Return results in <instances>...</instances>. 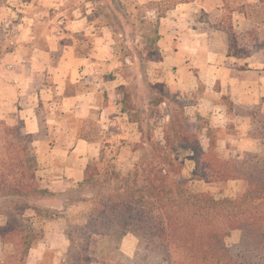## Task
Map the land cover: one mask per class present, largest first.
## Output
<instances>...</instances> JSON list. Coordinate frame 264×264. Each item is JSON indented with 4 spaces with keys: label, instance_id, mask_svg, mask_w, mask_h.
Segmentation results:
<instances>
[{
    "label": "rangeland",
    "instance_id": "obj_1",
    "mask_svg": "<svg viewBox=\"0 0 264 264\" xmlns=\"http://www.w3.org/2000/svg\"><path fill=\"white\" fill-rule=\"evenodd\" d=\"M45 1L46 6L39 5L45 17L35 20L32 27L35 38L25 43L44 48L51 43L68 44L75 56L97 59L100 79L106 84L104 89L109 90L111 102L117 107L115 124L106 137L107 142L102 143L100 158L90 161V180L62 183L63 191L58 192L50 191L47 187L49 179L40 175V163L32 145L33 137L25 133L16 115L5 114L4 119H0V227L8 220L12 224L16 219L21 226H15V229L20 233L26 234L29 228H35L38 234L32 242L35 245L42 239L45 222L58 214L47 202L76 206L67 216L70 221L66 225L53 227L66 233L69 229L74 230L73 226L83 225L94 207L109 197L135 201L154 213L174 211L189 215L195 213L207 218L208 211L192 206L183 196L154 192L149 187L144 169L152 158L156 142L166 144L167 152L172 153L173 159L183 162L182 174L189 180L193 192L210 191L217 198L234 197L242 186L240 181L231 180L221 187L199 179L197 159L190 145L185 143L187 136L192 131L196 132L200 146L206 150L209 142L206 131L204 128L196 129V124L203 127L208 123L220 128L214 135L217 147L224 156H235L247 149L256 151L260 145L256 139L248 136V117L244 119L231 109L226 121L220 123L222 126L212 119L210 112L204 115L203 120L197 121L194 105L197 96L203 94V89L182 93L166 85L165 80L170 81L169 71L173 65L166 58L163 44L158 43L161 35L155 9L162 10L180 0ZM19 4L20 0H0V44H3V51L16 44V22L10 23L6 14ZM241 6L248 16L245 19L236 17V21L241 22L235 32L239 45L264 40V2L259 0H228L219 21L197 7L198 11L190 18V26L198 29L219 24L229 28L232 20L228 9ZM57 27L63 32L53 36ZM67 32L70 34L68 37ZM55 39L57 42H53ZM259 59L264 60V53H260ZM261 85L264 86V81H261ZM226 100L229 98L217 99L225 110ZM259 104L264 111V96ZM71 117L69 123L78 128L76 132L85 133L90 140L101 139L96 111L84 121ZM85 199L89 202L77 207ZM125 236L124 246L123 237L117 248L107 238L98 237L90 241L87 253L91 257L103 258L107 264L117 260L126 262L127 258L134 256L138 238L133 231ZM239 236V232L234 231L227 238L228 244L235 245ZM69 248L68 240L67 251L59 257V264H69L65 261ZM22 250L23 247L17 243L5 242L0 230V264H29L28 256H20ZM54 256L53 250H47L36 264H52ZM89 262L98 264L96 261Z\"/></svg>",
    "mask_w": 264,
    "mask_h": 264
},
{
    "label": "crops",
    "instance_id": "obj_2",
    "mask_svg": "<svg viewBox=\"0 0 264 264\" xmlns=\"http://www.w3.org/2000/svg\"><path fill=\"white\" fill-rule=\"evenodd\" d=\"M227 1L180 0L162 10L155 9L156 15V10L163 13L157 20L161 35L158 43L163 44L166 58L173 65L169 71L170 81L165 80L166 85L182 93L203 89L194 105L196 119L206 117L204 115L210 112L220 126L229 111L217 101L219 97L227 96L235 105H252L259 104L264 96V86L261 85L264 60L259 59L264 51L240 57L228 55V27L212 24L210 28L196 29L190 26V18L198 8L219 21ZM45 3V0H20L19 6L6 14L10 23L16 22V44L4 51L3 44H0V119H4L5 114H12L22 122L25 133L33 137L40 175L49 179L47 187L50 191L59 192L63 191L62 183L83 182L88 162L100 158L102 143L107 142L106 137L115 124L117 107L111 102L109 90L104 89L106 84L100 79L97 59L75 56L68 44L51 43L44 48L25 43L35 38L32 27L37 18L45 17L39 6ZM228 11L238 46L250 47L257 42L239 45L235 32L241 22H237L236 17L245 19L248 15L242 6L231 7ZM54 30L53 36L63 32L59 27ZM66 35L70 36L69 32ZM93 111H96L100 126L99 140L88 139L85 133L76 132L78 128L69 123L70 114L76 121H84ZM88 202L82 200L77 207ZM47 205L56 209L58 214L43 225L42 239L35 245L31 243L26 254L29 264H36L47 250L54 251L52 264H59V257L67 251L65 230L53 227L66 225L70 221L67 216L76 206L67 207L54 201L47 202ZM125 239L126 236L123 246Z\"/></svg>",
    "mask_w": 264,
    "mask_h": 264
},
{
    "label": "trees",
    "instance_id": "obj_3",
    "mask_svg": "<svg viewBox=\"0 0 264 264\" xmlns=\"http://www.w3.org/2000/svg\"><path fill=\"white\" fill-rule=\"evenodd\" d=\"M156 11L157 21L163 13ZM227 29L228 55L240 57L264 51V40L250 47H239L231 26ZM222 97L226 99L227 96ZM224 104L228 111L234 109L238 115L249 118L248 135L259 142L260 148L224 156L214 135L220 128L208 123L203 127L196 124V129H206L209 139L206 150L200 146L194 131L185 143L190 145L197 159L199 179L221 187L231 180L241 182L234 197L217 198L210 191L193 192L189 180L182 174L183 162L173 159L166 144L156 142L152 158L144 169L149 187L154 192L181 195L192 206L208 211L209 216L201 218L195 213L174 211L154 213L135 201L109 197L94 207L83 225L66 231L70 248L65 261L69 264H89V261L107 264L103 258L87 253L90 241L105 237L117 248L126 233L133 231L138 238L134 256L126 262L117 260L111 264H264V112L259 104L235 105L231 100ZM203 119L197 117V121ZM89 165L90 161L83 182L90 180ZM9 221L0 227L1 235L5 242L23 247L20 256H26L38 236L37 231L32 227L26 234L20 233L15 229L21 226L18 220L13 219L12 224ZM234 231L240 236L238 242L231 245L227 238Z\"/></svg>",
    "mask_w": 264,
    "mask_h": 264
}]
</instances>
